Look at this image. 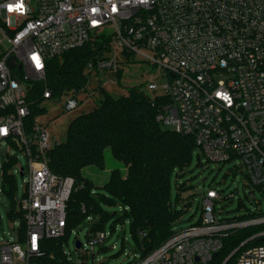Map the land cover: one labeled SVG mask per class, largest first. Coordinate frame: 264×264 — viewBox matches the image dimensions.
<instances>
[{
	"label": "built area",
	"instance_id": "2783aa9c",
	"mask_svg": "<svg viewBox=\"0 0 264 264\" xmlns=\"http://www.w3.org/2000/svg\"><path fill=\"white\" fill-rule=\"evenodd\" d=\"M102 34L113 35L124 54L122 61L99 59V70L117 72L127 53L158 65L166 82H150L148 89L171 102L157 121L192 137L210 162L239 159L253 195L258 190L264 200V0H0V144L29 158L19 206L26 235L0 241V264H32L45 256L47 240L66 235L74 180L50 170L47 154L56 144L46 130L27 131L28 92L31 83L46 80L51 60ZM51 97L46 90L44 98ZM79 106L73 95L65 110ZM220 196L208 190L197 224L131 262L212 264L225 238L252 230L224 264H264V213L220 220ZM106 240L104 231L94 233L91 250Z\"/></svg>",
	"mask_w": 264,
	"mask_h": 264
},
{
	"label": "trees",
	"instance_id": "16d2710c",
	"mask_svg": "<svg viewBox=\"0 0 264 264\" xmlns=\"http://www.w3.org/2000/svg\"><path fill=\"white\" fill-rule=\"evenodd\" d=\"M112 44L113 35L102 34L48 63L46 80L34 82L28 92L30 116L26 119L27 131L31 129L29 126L34 115L31 107L42 99L46 100L44 92L49 90L52 99L71 90L78 93L85 89L88 65L93 64V68L100 71L97 61L109 59L107 53L111 51ZM127 58L133 60L134 56L127 53ZM122 72L119 68L115 74L121 78ZM170 102L167 96H151L142 87L135 86L129 88L127 95L117 98L105 93L92 111L71 122L66 140L56 144L47 154L54 174L74 180L67 203L64 237L73 224L85 216L89 217L91 212L104 215L96 199L97 194L112 206L117 202L123 205L125 215L120 217V221L130 213L132 234L141 255L149 254L172 237L175 222L180 216L171 200L172 177L176 170L190 165L197 146L192 137L182 136L172 129L164 130L157 121L163 107ZM107 149L124 164L125 171L113 170L108 181L98 186L85 177L83 171L88 167L104 171ZM12 164L14 160L8 166ZM7 178L15 188L13 177L7 175ZM97 189L105 191L108 197L96 192ZM183 189L179 188L178 202ZM15 214L20 218L22 241L26 235V222L22 213ZM15 214L13 211L12 215ZM96 228L97 232L104 231L102 224ZM252 232L246 230L230 234L223 240V248L212 264H222ZM59 239L47 240L42 259H60Z\"/></svg>",
	"mask_w": 264,
	"mask_h": 264
},
{
	"label": "rangeland",
	"instance_id": "374dc122",
	"mask_svg": "<svg viewBox=\"0 0 264 264\" xmlns=\"http://www.w3.org/2000/svg\"><path fill=\"white\" fill-rule=\"evenodd\" d=\"M107 33H110V29ZM123 54L122 50L115 48V44H112L107 58L116 57L122 61ZM120 69L123 71L121 78L117 77L113 70L97 71L88 65L85 72L88 83L85 89L78 93L71 90L61 96L55 95L52 99H42L35 105L33 104L31 108L34 115L29 126L31 129L28 131L30 135L31 130L39 126L49 134L53 145L64 142L71 122L78 116L92 111L105 93L117 98L127 95L129 88L136 86L142 87L151 96L161 94L160 91L154 93L148 89L150 82L157 84L166 82L164 77L159 76L161 71L158 65L137 57L135 60L128 59L121 63ZM28 82L24 79V83ZM73 95H77L80 106L74 111L67 112L65 103ZM161 127L164 130L170 129L165 125ZM12 160L14 164L8 166ZM105 163L104 171L88 167L83 171L84 176L96 185L102 186L108 181L113 170L125 171L124 164L112 156L110 149L105 151ZM21 169H24V175L21 174ZM7 175L13 177L15 188ZM245 175L246 172L239 159L235 158L226 164L210 162L202 151L196 148L190 165L183 170H176L172 177L171 200L180 215L175 222L174 231L189 228L200 221L202 197L210 189H215L221 194L215 206L220 220L264 213V200L258 190H255L254 197L249 196L255 188L248 184ZM28 179L29 158L27 153L9 142L0 144V241H15L19 237L21 222L18 214L15 213H19L20 202L25 197ZM180 187L184 189L179 194L180 202H178ZM96 192L108 197L102 189H97ZM229 195H232V198L228 199ZM96 199L104 215L91 212L89 217L85 216L73 224L67 236L59 239L60 259L55 261L50 258L32 260V264H81V262L84 264H133L131 261L134 257H139L141 251L132 234L130 213L125 216L124 221H120V217L125 215L124 207L120 202L112 206L98 194ZM13 211L15 216L12 215ZM114 213L117 214L114 215ZM99 224L103 225L107 240L104 245H96L92 251L89 241L97 232L96 227ZM77 241L81 242V249L76 248ZM226 260L227 258L222 264Z\"/></svg>",
	"mask_w": 264,
	"mask_h": 264
},
{
	"label": "water",
	"instance_id": "95a60500",
	"mask_svg": "<svg viewBox=\"0 0 264 264\" xmlns=\"http://www.w3.org/2000/svg\"><path fill=\"white\" fill-rule=\"evenodd\" d=\"M10 65H11L12 68H14V65H13L12 63H10ZM249 196H253V197H254V195H253L252 192L249 193ZM81 246H82L81 242H80V241H77V242H76V248H77V249H81ZM217 255H218V253L215 254V256H217Z\"/></svg>",
	"mask_w": 264,
	"mask_h": 264
},
{
	"label": "clouds",
	"instance_id": "9594fccd",
	"mask_svg": "<svg viewBox=\"0 0 264 264\" xmlns=\"http://www.w3.org/2000/svg\"><path fill=\"white\" fill-rule=\"evenodd\" d=\"M17 8H19L21 11L23 10L21 5H17Z\"/></svg>",
	"mask_w": 264,
	"mask_h": 264
}]
</instances>
